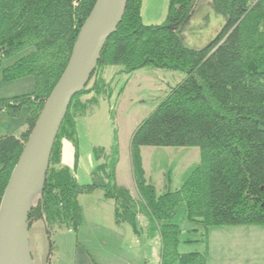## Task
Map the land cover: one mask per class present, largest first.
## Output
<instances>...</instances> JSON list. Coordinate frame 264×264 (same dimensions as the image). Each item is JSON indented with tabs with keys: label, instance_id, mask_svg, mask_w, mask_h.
<instances>
[{
	"label": "trees",
	"instance_id": "obj_1",
	"mask_svg": "<svg viewBox=\"0 0 264 264\" xmlns=\"http://www.w3.org/2000/svg\"><path fill=\"white\" fill-rule=\"evenodd\" d=\"M96 0H0V66L3 80L32 77L33 91L0 99V112L10 117L26 109L25 131L0 137V199L29 133L63 73L80 30ZM224 26L204 48L185 45L182 32L196 0H168L161 26H145L141 0H128L122 20L100 54L92 82L72 98L51 151L39 200L29 220L43 221L48 235L76 232L81 222L77 198L101 190L114 204V221L135 235L159 238V264L203 262V256L179 255L175 208L183 203L186 219L204 229L212 226H264V0H210ZM121 66L125 74L151 66L179 71L183 80L134 130L129 142L131 174L137 198L117 185V151L93 148L97 163L90 183L80 185L61 165L63 139L77 149L76 120L89 117L108 89L98 69ZM101 75V74H100ZM93 80V81H92ZM144 147H190L201 160L174 192L156 195L144 177ZM77 155V152L75 153Z\"/></svg>",
	"mask_w": 264,
	"mask_h": 264
},
{
	"label": "rangeland",
	"instance_id": "obj_2",
	"mask_svg": "<svg viewBox=\"0 0 264 264\" xmlns=\"http://www.w3.org/2000/svg\"><path fill=\"white\" fill-rule=\"evenodd\" d=\"M256 1L248 0L250 4ZM209 2L196 0L195 12L182 32L189 48L206 47L224 26V19L213 13ZM167 8L168 0H141L142 24L163 25ZM13 62L5 61L0 66V99L33 91L32 77L9 82L3 80L2 71ZM123 70L121 66L97 70L96 76L109 83L108 89L99 97L98 105L89 117L76 120L77 149L71 141H61L60 158L61 165L74 174L77 183L86 185L90 183V173L97 164L93 148L116 149V183L137 198L129 157L131 135L166 98L170 89L183 80L184 74L151 66L130 74ZM25 117V108L16 117L0 112V137H18L26 129ZM140 157L145 180L155 188L157 196L178 190L201 160L200 151L190 147H144L140 150ZM38 200L39 192H36L30 200V209ZM77 202L81 222L76 232L55 230L48 235L43 221L29 220L28 248L33 264L160 263L159 238L142 234L146 226L144 218L137 220L141 232L137 236L128 225L115 223L113 201L105 198L101 190L80 195ZM172 221L179 230L177 253L203 256L202 263L196 260L188 264H264V226H212L204 229L186 219L183 203L175 208Z\"/></svg>",
	"mask_w": 264,
	"mask_h": 264
},
{
	"label": "water",
	"instance_id": "obj_3",
	"mask_svg": "<svg viewBox=\"0 0 264 264\" xmlns=\"http://www.w3.org/2000/svg\"><path fill=\"white\" fill-rule=\"evenodd\" d=\"M127 1H95L63 73L43 102L0 199V264H33L28 248L30 200L36 192L40 197L69 104L88 84L107 39L122 20Z\"/></svg>",
	"mask_w": 264,
	"mask_h": 264
},
{
	"label": "crops",
	"instance_id": "obj_4",
	"mask_svg": "<svg viewBox=\"0 0 264 264\" xmlns=\"http://www.w3.org/2000/svg\"><path fill=\"white\" fill-rule=\"evenodd\" d=\"M61 162H63L62 159H61ZM141 218H143V217H141ZM138 220L140 221V217L138 218Z\"/></svg>",
	"mask_w": 264,
	"mask_h": 264
}]
</instances>
